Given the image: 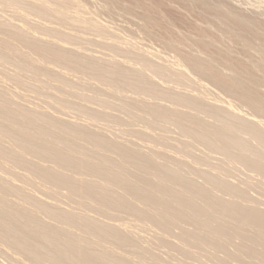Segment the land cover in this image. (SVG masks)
Returning <instances> with one entry per match:
<instances>
[{"label":"bare ground","instance_id":"bare-ground-1","mask_svg":"<svg viewBox=\"0 0 264 264\" xmlns=\"http://www.w3.org/2000/svg\"><path fill=\"white\" fill-rule=\"evenodd\" d=\"M100 1L0 0L3 257L264 264V18L189 0L183 35L168 0Z\"/></svg>","mask_w":264,"mask_h":264},{"label":"rangeland","instance_id":"rangeland-1","mask_svg":"<svg viewBox=\"0 0 264 264\" xmlns=\"http://www.w3.org/2000/svg\"><path fill=\"white\" fill-rule=\"evenodd\" d=\"M97 2H98V4L100 3L101 4V1L100 0H96ZM131 1V0H130ZM165 1H167V0H165ZM170 3H169V2ZM167 2H165V5L163 6V8H162V13H163V15L169 20V22L173 25V27H175L174 29L175 30H177V32L178 31H180L179 33H181L182 34V32H184V34L183 35H185V34H190V33H193V34H195V33H197L198 32V30L202 27V25L205 23V22H203V20H202V17H201V15H200V11H199V9L198 8H195L194 6H192L191 5V3H189V0H168ZM175 1V2H174ZM213 3H221L223 6H224V8H231V9H235L236 11H238V13H239V11L241 10V8H242V10L244 11V12H246V13H242V10L240 11V13H242L243 15H246V16H250V17H252V16H262V18H264V0H211ZM127 2H129V0H127ZM167 3V4H166ZM85 4H87V6H89V8H91L93 11H95L96 9L98 10V8H97V6H95V5H92V4H90L89 2H87V3H85ZM89 4V5H88ZM99 4V5H100ZM98 7H100V6H98ZM96 8V9H95ZM240 9V10H239ZM257 9V10H256ZM96 10V13H97V15L99 16V21H102L103 19H102V13H100L101 11L99 10V11H97ZM261 10V11H260ZM253 11V12H252ZM255 12H257V13H255ZM248 13V14H247ZM103 14H104V18L106 17V13H104L103 12ZM256 14V15H255ZM96 15V16H97ZM97 16V17H98ZM108 16V15H107ZM110 17V18H109ZM109 17H107L105 20L107 21L106 22V24L107 25H109L110 26V23L111 24H114L113 22H115V24H116V26L117 27H123V26H125L126 25V21L128 20V19H126V18H123V17H121V18H123V19H121V18H119L120 16H115V18L114 17H112V18H114V21L113 22H111L112 20V18H111V16H109ZM118 17V18H117ZM136 17V16H135ZM138 17H136V19L132 16V17H130L129 18V23H127L128 25L130 24V21L132 22V23H135V24H137L136 23V21L139 19H137ZM118 21V23H117V21ZM119 19H121V20H119ZM125 19V20H124ZM136 21H135V20ZM104 20V21H105ZM103 21V23L105 24V22ZM123 21H125V22H123ZM127 21V22H128ZM122 22L124 23V25L122 24ZM138 22V21H137ZM119 24H121L120 26H118ZM134 24V25H135ZM123 25V26H122ZM133 24H131V25H129V26H127V27H124L123 29L125 30V28H127V30H125V32H124V34H125V36L126 37H129V38H131V36L133 35V34H131V36H129L130 34H128V33H126V32H130V33H132V32H134L136 29H137V32L136 33H139V35H140V37H138L139 35H137L136 33H134V39L135 40H140V39H142V40H140V41H143V39H144V37L146 36L142 31H141V29L140 28H138L137 27V25H135V27L134 28H132V26H134ZM113 27H115V25H113ZM129 28H132V30H134V31H130L131 29H129ZM215 33H217V31L215 32ZM137 35V37H136V35ZM218 35V34H217ZM145 38H148V39H145L144 41H143V43H144V45H149L148 47H150V46H152V48L151 49H153L154 50V48L157 46V48H155V49H158L157 51H159L160 49L158 48V46L160 47V46H163V45H159L158 43H160L158 40H156V39H154V40H151V38H149V37H145ZM133 39V38H132ZM147 40H150L151 42H148ZM139 41V42H140ZM155 41V42H154ZM156 41H158V42H156ZM148 42V43H147ZM152 44L153 43V45H150V44ZM161 44V43H160ZM163 48V49H162ZM163 50V51H162ZM156 51V50H155ZM161 54L162 55H167V53H169V51L167 52L166 51V49L164 48V47H161ZM165 51V52H164ZM163 52V53H162ZM164 55V56H165ZM198 81L201 83L202 82V80L200 79H198ZM204 81V80H203ZM204 82H202L201 84H203ZM207 83H208V81H207ZM206 83V84H207ZM205 84V83H204ZM203 84V85H204ZM208 85H210V84H207L206 86H208ZM212 86V85H211ZM211 86H208L209 88H210V90L213 92V94L214 95H219L218 96V98H220V100H221V98L223 99L224 98V102H227V101H230L231 100V98H225V97H227L226 95H222V93L221 92H217L215 89H214V87L212 88ZM216 92H215V91ZM218 93V94H217ZM216 96V97H217ZM228 99V100H227ZM232 103H233V100H232ZM242 177H244L243 175H242ZM255 194V195H254ZM258 194H259V192H258ZM253 195L254 196H256V192H254L253 193ZM257 196H259V195H257ZM1 249H0V253L1 252H3V254H5V252L4 251H9L8 250V248L7 249H5L4 250V247L1 245V247H0ZM3 249V250H2ZM2 250V251H1ZM7 253V252H6ZM8 254H6V255H4V257H6ZM16 254H13V256H14V258H11L9 255V259H10V261L13 259V262H16L15 261V259L17 258V259H19V257H17V256H20V255H17V256H15ZM0 256H2V258H4L3 257V255H2V253H1V255ZM6 257V258H7ZM21 257V256H20ZM2 258H0L1 259V262H0V264L5 260V259H3L2 260ZM8 258L6 259V260H8ZM22 258V257H21ZM5 260V263L4 264H8V262H10V261H6ZM7 262V263H6ZM12 261H11V263L12 264H16V263H13ZM2 263V264H3Z\"/></svg>","mask_w":264,"mask_h":264}]
</instances>
